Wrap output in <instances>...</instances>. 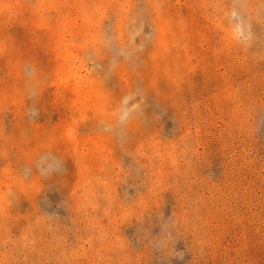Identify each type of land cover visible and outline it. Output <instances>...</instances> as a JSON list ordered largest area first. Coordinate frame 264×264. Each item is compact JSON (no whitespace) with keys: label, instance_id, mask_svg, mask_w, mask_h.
<instances>
[{"label":"rangeland","instance_id":"rangeland-1","mask_svg":"<svg viewBox=\"0 0 264 264\" xmlns=\"http://www.w3.org/2000/svg\"><path fill=\"white\" fill-rule=\"evenodd\" d=\"M0 264H264V0H0Z\"/></svg>","mask_w":264,"mask_h":264}]
</instances>
